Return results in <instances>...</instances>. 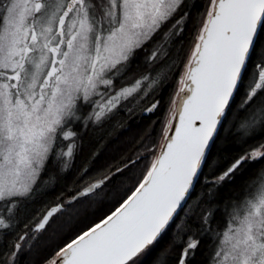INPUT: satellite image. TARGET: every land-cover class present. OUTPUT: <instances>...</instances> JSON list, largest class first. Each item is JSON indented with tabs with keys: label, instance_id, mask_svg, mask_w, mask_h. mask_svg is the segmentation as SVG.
Returning <instances> with one entry per match:
<instances>
[{
	"label": "snow or ice",
	"instance_id": "obj_1",
	"mask_svg": "<svg viewBox=\"0 0 264 264\" xmlns=\"http://www.w3.org/2000/svg\"><path fill=\"white\" fill-rule=\"evenodd\" d=\"M0 264H264V0H0Z\"/></svg>",
	"mask_w": 264,
	"mask_h": 264
}]
</instances>
